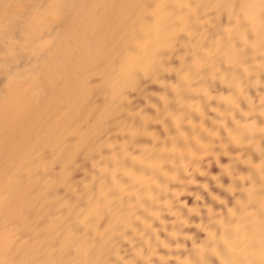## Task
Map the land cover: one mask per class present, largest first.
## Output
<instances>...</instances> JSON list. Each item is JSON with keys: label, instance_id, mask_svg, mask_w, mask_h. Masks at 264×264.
<instances>
[{"label": "bare ground", "instance_id": "1", "mask_svg": "<svg viewBox=\"0 0 264 264\" xmlns=\"http://www.w3.org/2000/svg\"><path fill=\"white\" fill-rule=\"evenodd\" d=\"M0 264H264V0H0Z\"/></svg>", "mask_w": 264, "mask_h": 264}]
</instances>
